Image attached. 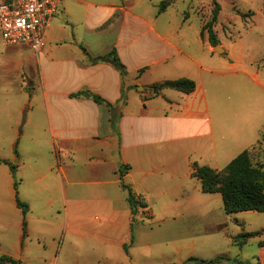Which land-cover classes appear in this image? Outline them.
Segmentation results:
<instances>
[{"label": "crops", "instance_id": "0c3cea01", "mask_svg": "<svg viewBox=\"0 0 264 264\" xmlns=\"http://www.w3.org/2000/svg\"><path fill=\"white\" fill-rule=\"evenodd\" d=\"M135 5L133 0H64L49 23L42 50L36 52L27 45L7 44L19 47L18 51L26 48L33 52V64L41 82L37 94L42 96L50 141L63 145L60 152L69 161H75L82 153L87 158L88 181L84 169L77 176L70 175L72 165H62L68 186L86 185V182L96 185L100 193L96 204L104 215L96 226L100 235H97L92 252L81 253L75 239L68 241L72 248L66 245L62 258L58 251L47 259L44 257L48 245L41 244V232L49 231V225L43 223L42 228H38L35 221L18 214L17 204L9 208L0 204V256H12L23 264H84L87 257L94 258L97 264H201L186 260L190 256L211 259L225 255L251 263H257L259 258L260 264H264V238L257 241L255 262L243 251L253 237L241 248L233 244L234 231L243 230L238 224L230 239L235 249L222 248L216 236L229 233L227 230L232 222L228 217L232 213H226L224 203V213L221 205L217 207L218 216L225 214L222 222H216L207 233L181 234L170 253L140 246L141 240L131 222L127 195L124 197L121 191L125 189L122 182L130 185L137 198L147 204L143 209L153 210L151 198L156 193L176 195L180 192L183 178L192 176L193 161L218 165L232 147H245L251 142V132H244L245 127L240 123H229L213 90L217 77L228 80L229 76L235 77L246 70H238L235 63L230 62L226 70H216L209 59L214 54L210 43L201 41L197 49L191 47V43L183 42L179 28L158 27L156 15L135 10ZM114 21L125 23V26L112 33L110 28ZM113 48L125 64L127 73L124 76L108 61H91ZM31 58L25 56L23 65L31 68ZM179 77L193 79L195 89L185 93L165 87L158 95L150 96L153 83ZM86 90L119 105L116 127L111 124L112 110L106 102L74 95ZM35 93L33 90L30 94V101H35ZM123 94L126 102L117 104ZM241 114L245 118V114ZM252 118L255 119L256 114ZM250 144V147L255 145L254 142ZM126 164L129 166L123 167ZM121 167L124 169L122 176ZM169 177L176 180L168 184ZM119 193L123 205L118 204ZM164 204V209L176 210L179 203ZM191 209L208 217L215 205L194 203ZM1 211L15 216H3ZM168 214H162L158 222L174 218ZM152 218L155 222L154 212ZM79 220L67 217L66 231L79 233ZM257 230L262 233L254 237L264 233V227ZM5 234L10 238L5 239ZM199 246L198 252L195 251ZM217 264L239 263L223 260Z\"/></svg>", "mask_w": 264, "mask_h": 264}, {"label": "rangeland", "instance_id": "374dc122", "mask_svg": "<svg viewBox=\"0 0 264 264\" xmlns=\"http://www.w3.org/2000/svg\"><path fill=\"white\" fill-rule=\"evenodd\" d=\"M133 1L136 2L135 10L156 15L158 27L179 28L183 42L191 43V47L197 49L201 41L208 42L207 31L204 32V37H200V32L203 24L212 18L215 0H172L167 9L159 14L157 5L161 0ZM217 1L220 11L213 28L222 50H217L211 45L214 54L209 58L210 62L219 71L229 68V62L235 63L236 69L246 70V73L240 72L231 78L229 76L228 80L217 77L213 87L215 99L223 106V116L228 115L230 124L240 123L245 127L244 132H251V142L245 147H232L229 153L223 156L221 163L210 165L223 169L238 153L249 148L253 162L262 165L264 169V0ZM186 13L188 17L184 19ZM118 23L114 21L110 28L112 33L120 26H125V23ZM18 49L19 47L8 46L0 31V159L3 160L0 161V204H5L7 208L14 207L19 199L28 205V209L24 213L22 207L17 206L18 214L35 221L38 228H42L43 223L49 225V231L41 232V244L48 245L44 258L55 256L58 251L62 258L66 245L72 248L68 241L75 239L80 246V252L87 255L94 250L97 235H100L96 230L98 220L104 215L96 204L100 193L96 185L88 182L86 185L75 183L68 186L62 165H72L70 175L73 173L77 176L84 169L88 181L90 174L85 165L86 155L82 153L75 161H69L60 152L63 145L50 141L42 96L37 94L40 92L41 82L40 74L36 75L33 64V52L26 48L22 51ZM27 55L32 57L29 61L31 68L23 65ZM33 90H36L35 101L31 102L30 94ZM119 110L117 105V111ZM258 112H261L259 116ZM241 113L245 114V118ZM255 114L256 118L253 119L252 115ZM252 142L255 145L250 147ZM195 162L192 163V171ZM191 175L190 178H183V187L179 189L178 194L158 192L151 198L153 210L140 206L132 215L131 222L141 240L140 246L149 250L160 249L167 254L174 248L181 234L207 233L216 222H222L221 218L225 217V214H217L219 205L224 213L222 194L204 192L200 179L192 172ZM175 180L176 178L169 177L166 182L172 184ZM121 191L124 197L128 196L127 189ZM121 197L119 193V205L124 203ZM166 202L179 204L176 210H166ZM202 202L215 205V210L208 217L200 214L199 210L191 209L194 203ZM74 203L80 205H73ZM153 212L156 215L155 222L152 218ZM1 213L6 217L15 216L10 212ZM164 213H169L168 215H173L174 218L158 222V218ZM67 217L81 220L79 233L66 231ZM228 217L232 218L227 230L229 233L216 236L219 237L222 248L228 250L235 249L230 239L232 230H237V224L245 231L264 227V212L245 210L234 212ZM237 220L240 223H237ZM238 230L234 232L237 234L240 232V229ZM9 238L10 236L5 234V239ZM259 238H264V233L260 237L251 238L243 250L254 262ZM199 249L200 246L196 247L195 251L198 252ZM84 264H97V261L87 257Z\"/></svg>", "mask_w": 264, "mask_h": 264}, {"label": "trees", "instance_id": "16d2710c", "mask_svg": "<svg viewBox=\"0 0 264 264\" xmlns=\"http://www.w3.org/2000/svg\"><path fill=\"white\" fill-rule=\"evenodd\" d=\"M172 3V0H161L157 5V13H161L167 9V7ZM215 7L212 10V18L203 24L200 32V36L204 37V32L208 33V42L211 45H218L219 40L216 37L214 31V23L217 20L218 13L220 11V4L217 0L214 1ZM188 17L186 13L184 19ZM98 60H104L110 62L119 72L124 76L127 73L125 64L120 59L115 48L109 51L105 55L97 56L91 59V61L96 62ZM169 87L174 88L179 91L189 93L193 91L196 87V82L188 77H179L176 79H165L162 81H157L151 85L152 94L154 97L159 94L161 89ZM74 95H84L92 97L96 102H106L111 106V124L116 127V121L120 115V111H117V105H113L107 102L104 98L96 93L90 91H79ZM121 104L126 102L124 94L121 99ZM0 161H3L0 159ZM129 165H123V167H128ZM14 168V165H12ZM121 176L123 175L124 169L121 167L119 169ZM192 174L197 176L202 185V190L204 192H220L223 197L224 210L226 213H233L243 210H256L259 212H264V169L262 165H257L253 162L251 157L250 149H244L238 153L223 169H216L209 165H199L197 162L194 163ZM122 186L128 190L127 200L130 205L131 213L134 215L140 206L145 207L147 204L142 200H139L132 189L125 183L122 182ZM17 205L22 207L25 213L28 209V205L25 202L17 199ZM261 230L254 231H241L233 236V244L239 248L243 247L251 237L261 234ZM134 234H131V242L133 241ZM125 250L127 249V244H125ZM223 260L235 261L239 264H260L259 258H257V263H251L248 260H241L237 257L231 258L225 255H219L211 259H202L195 256H190L186 261L200 262L201 264H217ZM23 264L21 260L15 259L9 255L0 256V264Z\"/></svg>", "mask_w": 264, "mask_h": 264}, {"label": "built area", "instance_id": "2783aa9c", "mask_svg": "<svg viewBox=\"0 0 264 264\" xmlns=\"http://www.w3.org/2000/svg\"><path fill=\"white\" fill-rule=\"evenodd\" d=\"M64 0H0V31L6 44L43 49L51 19Z\"/></svg>", "mask_w": 264, "mask_h": 264}, {"label": "water", "instance_id": "95a60500", "mask_svg": "<svg viewBox=\"0 0 264 264\" xmlns=\"http://www.w3.org/2000/svg\"><path fill=\"white\" fill-rule=\"evenodd\" d=\"M217 50H222V48L219 45L214 46ZM139 89L143 88L141 85L138 86Z\"/></svg>", "mask_w": 264, "mask_h": 264}]
</instances>
